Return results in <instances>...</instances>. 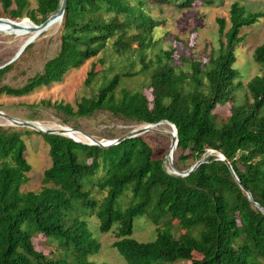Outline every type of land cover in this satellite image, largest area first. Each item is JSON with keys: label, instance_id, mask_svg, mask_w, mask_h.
Masks as SVG:
<instances>
[{"label": "trees", "instance_id": "obj_1", "mask_svg": "<svg viewBox=\"0 0 264 264\" xmlns=\"http://www.w3.org/2000/svg\"><path fill=\"white\" fill-rule=\"evenodd\" d=\"M216 1L65 0L54 54L21 84L5 83V74L33 44L25 45L0 66V96L29 94L90 60L82 80L88 95L73 106L49 100L39 104L51 107L66 124L98 113L134 125L166 120L176 129L172 159L178 170L207 149L215 150L264 209V43L252 49L259 73L246 81L241 95L235 93L241 83L234 67L235 48L244 38L240 30L263 12L232 1L228 25L223 17L215 18L217 45L200 61L174 57L172 46L152 39L161 20L145 10ZM59 4L0 0V9L3 18L39 24ZM224 104L228 113L221 115L215 108ZM30 132L0 125V264H114L88 258L100 244L83 219L68 215L75 201L94 213L100 233L114 232L110 246L123 264H264V215L252 208L227 166L213 155L181 177L164 170L163 156H153L143 134L100 147L36 132L48 145L49 165L37 190H24L30 166L22 136ZM92 189L101 193L100 201L90 197ZM120 196L118 207L114 203ZM138 216L154 225L152 238L132 237ZM38 235L44 247L56 242V252L36 248L33 239Z\"/></svg>", "mask_w": 264, "mask_h": 264}, {"label": "rangeland", "instance_id": "obj_2", "mask_svg": "<svg viewBox=\"0 0 264 264\" xmlns=\"http://www.w3.org/2000/svg\"><path fill=\"white\" fill-rule=\"evenodd\" d=\"M232 1H237L239 5H242L248 11L263 12V16L258 18L255 23L240 30V34H243L244 38L235 48L236 60L234 67L239 72L238 80L241 83L235 93L241 95L245 90L244 84L246 81L254 74L259 73L257 64L251 60V52L256 45L264 43V0H217L211 5H201L197 2V5L195 4L185 9H177L172 5H154L148 8L145 7V10L149 15L161 20V25L152 31V39H159L162 47L168 44L172 46L174 48V57L182 54L186 59L192 57L204 61L211 48H215L217 45L215 18L223 17L227 23V11ZM29 2L31 6L34 5V0H29ZM22 20L29 21L27 18ZM18 21V23H22L20 20ZM6 22L9 21L3 18L0 9V24ZM59 22L55 25L53 24L33 39L31 49L27 51L18 66L5 74L3 79L5 83L10 85L21 84L26 76L38 71L43 62L54 54L57 47L56 34ZM34 32L27 27H5L0 29V66L17 57L18 55L15 56V54L18 49ZM89 63L90 60L85 61L78 68L69 70L59 82L39 87L29 94L21 96L1 95L0 110L15 118L41 122L40 124L55 130L59 129V124L66 125L83 131L97 140H112L139 126L140 124L134 125L121 122L104 113H98L90 118H77L70 124H66L56 118L55 113L57 112L51 107L39 104L41 100H49L50 102H67L73 106L80 96L88 95L90 90L82 85V80ZM215 111L221 115H226L228 113V105H218ZM0 124L7 125L1 118ZM156 127L159 130L168 128L162 125H157ZM161 135L167 136V139ZM143 138L152 148L153 156L164 157L169 145V136L167 134L148 131L143 133ZM83 139L87 140L86 137H83ZM22 140L25 145L23 156L30 166L27 174L28 179L23 184L22 189L34 191L37 190L40 184L42 171L49 165L48 145L42 139L41 134L36 133V131L23 135ZM83 188L89 189L86 184H84ZM89 192L91 198L94 197L99 201L101 200L102 195L96 189H92ZM122 196L116 200L115 206L120 207ZM68 215H77L80 219H83L92 237L100 244L98 252L90 255L89 259L96 262L124 263L122 256L110 246L114 240V232L100 233L97 229L98 220L89 208L83 207L80 201H75ZM153 234L154 225L145 217L138 216L134 219L132 237L138 240H147L152 238ZM42 240L43 237L40 235L33 239L36 248L45 253L49 250L56 252V242H51L49 246L44 247L40 243Z\"/></svg>", "mask_w": 264, "mask_h": 264}, {"label": "water", "instance_id": "obj_3", "mask_svg": "<svg viewBox=\"0 0 264 264\" xmlns=\"http://www.w3.org/2000/svg\"><path fill=\"white\" fill-rule=\"evenodd\" d=\"M64 2H65V0H60L59 7L52 14H50L44 21L40 22L39 24L32 23L31 27L32 28H38V27L42 26L49 17H54L59 22L61 19V16H62V12H63ZM5 19H7L8 21H12L8 18H5ZM29 42H30V40L25 41L23 43V45L18 49L15 56H17L21 52V50L24 48V46L27 45ZM0 118L7 125L24 127V128H28V129L34 130L36 132H39V133H43V134H59V135L69 137L72 140L77 141V142H80L81 140L72 136V133L73 132H79L80 134H82L84 137L87 138V141H81V142L88 144V145H97L100 147H108L110 145L118 143L119 141H121L125 138L135 137V136L141 135L144 132H148V131L165 133L169 136V145H168L167 151L163 157L162 165L164 166V170L168 174L175 175V176H181V177L186 176L193 169H195V167L197 165L206 161L205 156L213 155L215 160H220L227 166L231 176L237 182L241 192L246 196V198L250 202L252 208H254L255 210H257L258 212H260L261 214L264 215V209L251 198L249 191H247L240 184L239 180L237 179L236 175L234 174L233 170L231 169L229 162L224 158V156L221 153H219L215 150L207 149L206 152L203 155H201L200 158H198L197 160H194L187 168H185L183 170H178L173 164V159H172V154H171V152L175 148L176 142H177L176 129L172 123H170L166 120H160V121L155 122V123L140 124L139 126L132 128L131 130H129L128 132H126L125 134H123L122 136H120L118 138L103 141V140L94 139L92 136L84 133L83 131H80L78 129H74V128L66 126V125H60L59 124L60 125L59 129L55 130V129H51L48 126H44V125L40 124V122L35 121V120H25V119H19V118L12 117V116L6 114L5 112H3L1 110H0ZM160 124H167L168 128L163 129V130L157 129L156 126L160 125Z\"/></svg>", "mask_w": 264, "mask_h": 264}, {"label": "bare ground", "instance_id": "obj_4", "mask_svg": "<svg viewBox=\"0 0 264 264\" xmlns=\"http://www.w3.org/2000/svg\"><path fill=\"white\" fill-rule=\"evenodd\" d=\"M18 22L19 21H9V22H6V23H2V24H0V29L5 28V27H10V28L11 27H27V28H30L32 31H35L32 36H30V37L27 38V40H30V42H31V41H33V39L38 34H40L41 32H44V30H47L50 26H52L56 22V19L54 17H49L46 20V22L42 26H40L38 28H32L31 25H30L32 23H30V22H28L30 24H24V23L22 24V23H18ZM51 129H53V128H51ZM72 136H74L75 138H77V139H79L81 141H87V140H84L83 139L84 136L82 134H80L79 132H73L72 133ZM103 141H105V140H103ZM173 151H174V149L172 150L171 154H173Z\"/></svg>", "mask_w": 264, "mask_h": 264}]
</instances>
